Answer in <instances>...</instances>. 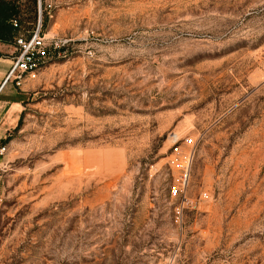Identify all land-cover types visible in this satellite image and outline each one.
I'll return each instance as SVG.
<instances>
[{"label": "rangeland", "instance_id": "1", "mask_svg": "<svg viewBox=\"0 0 264 264\" xmlns=\"http://www.w3.org/2000/svg\"><path fill=\"white\" fill-rule=\"evenodd\" d=\"M6 1L49 60L5 91L0 264H264V0Z\"/></svg>", "mask_w": 264, "mask_h": 264}, {"label": "built area", "instance_id": "2", "mask_svg": "<svg viewBox=\"0 0 264 264\" xmlns=\"http://www.w3.org/2000/svg\"><path fill=\"white\" fill-rule=\"evenodd\" d=\"M39 1L40 17L42 15V0ZM14 30L18 31L20 25L17 21L12 22ZM17 55L13 57V64L7 72L5 78L0 83V94L8 85H13L19 90H25L31 83L39 79L43 69L47 66L49 60V51L46 47V36L42 33V22L39 20L38 25L28 34L19 35L15 38ZM180 139L175 137V144ZM193 144V139L188 140ZM178 150V149H177ZM7 154V147L0 146V168L6 169L2 164V159ZM191 161L181 164L180 191L185 193L189 186ZM173 193L176 195L177 190ZM167 264H177L176 256L170 258Z\"/></svg>", "mask_w": 264, "mask_h": 264}, {"label": "crops", "instance_id": "3", "mask_svg": "<svg viewBox=\"0 0 264 264\" xmlns=\"http://www.w3.org/2000/svg\"><path fill=\"white\" fill-rule=\"evenodd\" d=\"M0 52V60L6 62V65L8 66L5 72V74H7L13 64V57L17 55V47L12 44L0 42ZM4 78L0 79V83ZM9 86L10 85H8L0 94V125L3 123V125H5V122H8L9 119H12V117H15V115L20 113L18 108L22 103L23 94L18 92L17 95L8 94L5 97V91Z\"/></svg>", "mask_w": 264, "mask_h": 264}, {"label": "trees", "instance_id": "4", "mask_svg": "<svg viewBox=\"0 0 264 264\" xmlns=\"http://www.w3.org/2000/svg\"><path fill=\"white\" fill-rule=\"evenodd\" d=\"M18 14L17 7L12 2L0 0V42L8 43L14 37L13 25L10 21Z\"/></svg>", "mask_w": 264, "mask_h": 264}]
</instances>
